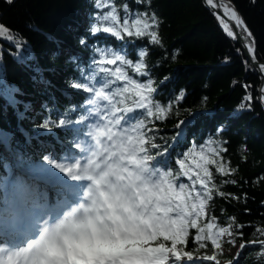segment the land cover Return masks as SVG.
Returning a JSON list of instances; mask_svg holds the SVG:
<instances>
[{"label": "trees", "instance_id": "trees-1", "mask_svg": "<svg viewBox=\"0 0 264 264\" xmlns=\"http://www.w3.org/2000/svg\"><path fill=\"white\" fill-rule=\"evenodd\" d=\"M231 2L252 33L257 59L264 62V0ZM114 3L120 15H124V3L132 11L145 8L135 0H114ZM150 10L155 11L161 21L158 31L162 46H149L145 63L154 87L158 89L155 100L165 106L170 103L172 107L165 120L153 124H150L147 110L131 112L134 120L143 124L146 153L161 166L166 180L180 185L179 194H174L167 186L163 193L172 205L178 204L188 215L186 220L170 218L166 229L157 227L151 242L165 245L169 236L175 237L174 225L183 223L191 227L194 220L205 229V234H209L199 216L201 199L207 200V196L203 195L204 190L199 189V185H196L197 194L193 187L195 178L183 177V170L176 160L183 158V151L193 143L199 145L209 136L227 142L224 160L230 167L237 168L232 175L222 177L212 167L215 182L218 185L225 179L238 182L220 188L226 194L224 197L214 194L209 212L223 226L231 222V217L246 225L242 229V238H237L233 229V238L240 244L264 239V236L254 235L257 227H264V179H260L264 177V108L259 102V75L254 70H247L252 66L241 51L238 53L239 46L224 34L202 0H152ZM96 11L95 0H13L11 4L0 0V24L14 36L12 41L0 38V131L9 137L10 146L25 166L42 160L52 163L79 150L78 136L84 131L86 114L92 105L80 114V106L89 94L70 87L80 76L70 57L75 56L77 63L88 66L94 54L92 46H112L113 49L121 46L125 54L135 60L138 50L148 45L146 38L132 43L127 39L118 41L103 32L92 36L90 26L95 22ZM82 37L86 38V45L80 44ZM17 43L20 48L16 47ZM21 52L31 58L23 59L18 55ZM37 69L42 70L47 84L40 82L41 72ZM112 79L115 87L122 86V82ZM243 85H251V107L249 102L243 101L248 91ZM110 95L118 108L131 107L136 102L121 95L118 89H113ZM242 102L245 103L243 109L239 107ZM73 106H77L76 114L71 118L82 121L78 133L53 128L50 134L38 135L40 125L46 119L58 120L60 113ZM184 120L191 123L176 129L179 121ZM217 129H222L218 136ZM178 132L181 135L173 140ZM69 136L71 143H67ZM47 155H52L50 161ZM10 157L0 141V181L11 170ZM181 195L184 199H177ZM194 235L195 230H190V236ZM219 241L223 247L228 246L225 239ZM186 247L193 250L198 245L189 239ZM259 251V245L249 244L236 264H264V257L257 258ZM213 254H217L218 264L231 258L217 246L213 249L210 242L206 249L194 251L196 256ZM217 261H199L198 264H217Z\"/></svg>", "mask_w": 264, "mask_h": 264}, {"label": "snow or ice", "instance_id": "snow-or-ice-1", "mask_svg": "<svg viewBox=\"0 0 264 264\" xmlns=\"http://www.w3.org/2000/svg\"><path fill=\"white\" fill-rule=\"evenodd\" d=\"M7 2L11 4L13 0H7ZM135 3L144 5V10L132 11L129 5L124 3L122 5L124 15H120V10H118L114 0H95V8L97 11L93 16L95 22L90 26V33L92 36H96L103 32L116 38L118 41L123 42L127 39L132 43L137 39L146 38L148 45L138 50L135 60L123 54L120 50L113 49L112 46L99 45L92 46L94 54L90 57L88 66H82L77 63V57H70V60L76 65V70L80 73V76L71 82L70 87L89 94L84 104L80 106L81 115H83L86 108L96 103V100L92 99V97L100 94L98 90L101 89V87L104 93H110L113 92V89H118L121 95L129 96L133 100L139 101L140 106L133 109V112L139 111L143 113L147 110L148 116L150 117V124L165 120L171 112L172 106L170 103L165 106L161 102L155 100L154 94L158 89L154 87V80L150 78V72L145 63V58L149 55V46H162V38L158 31L161 21L158 19L157 13L150 10L152 0H135ZM207 5L213 9L222 8L223 17H227L228 20L233 22L235 30L231 24L227 23L225 19L219 15V13H215L226 35L233 40L243 41L242 48L249 54V58L253 65V67H249L247 70H254V68L258 66L259 72L264 73V63L256 64L257 57L255 55V42L252 39V33L235 7L231 5V0H228V3L220 4H214L213 0H207ZM0 38L8 41L14 39L9 29L3 24H0ZM86 43V38L82 37L80 44L86 45ZM16 47L20 48L21 45L17 43ZM237 51L239 53L241 49H237ZM18 55L22 56L25 60L31 58L30 55H24L23 52L18 53ZM245 63L247 64V61H245ZM37 71L41 72L40 82L47 84L48 81L43 79L42 70L37 69ZM113 77L115 81L122 82L121 87L114 86ZM92 82L98 84L99 87H94ZM243 87L248 89L247 94L243 97V101L249 102L248 106L251 107L250 102L253 100L251 85H243ZM259 102L264 104V86L260 89ZM45 107L47 106L45 105ZM76 107L77 106H73L67 112L60 113L58 120L46 119L40 125L41 131L38 132V135L50 134L53 128L64 129L70 133H78V125L82 123V121L73 120L71 118V116L76 114ZM239 107L243 109L245 103L242 102ZM189 123H191V121H179L175 127L176 129H181ZM152 131L154 132L155 129L153 128ZM221 131L222 129H217L216 135L218 136ZM180 135L181 133L178 132L177 137H173V140L177 139ZM56 138L58 139V137ZM67 143H71L70 136ZM226 143V141L209 136L199 145L193 143L187 150L183 151V158L176 159L179 162V167L183 170V177H187L189 180L194 177L195 183L193 187L197 189L196 185H199V189L204 190L203 195L207 196V200L201 199L199 216L203 218L209 230V234H205V229L200 227L196 220L192 222L191 227L183 223L174 225L172 231L175 233V237L172 238L169 236L167 243L153 251L152 255L149 257L154 264H194V262L198 264L199 261H217V254L194 255V251L206 249L207 242H210L212 248L216 249L217 245L213 236L210 234L211 232L217 230L223 232L226 230L231 234L235 228L237 238L243 237L242 229L246 225L237 223L235 218L231 217L229 218L231 222L227 223V226H223L218 222V218L209 212L210 202L214 199V194L224 197L226 194L221 191L220 188L224 184L230 183L236 185L238 183L235 179H225L222 181L221 185L215 182L212 167H214L215 173L222 177H228L237 171V168L230 167L229 162L224 160L223 154L228 150L225 146ZM47 158L50 161L52 155H47ZM187 161L191 162L187 163ZM31 167L37 173H48L54 176L56 174L54 169L58 168L59 165L46 163L42 160L32 164ZM260 179H264V177H260ZM199 189H197V194H199ZM232 198L237 200L240 199L239 197ZM177 199H184V197L181 195L178 196ZM246 199L247 197L245 196V200ZM205 217H207V222H205ZM190 230H195L194 236H190ZM257 234L259 236H264V227H257L254 235ZM189 239H192L194 243L198 245V248L187 250L186 246ZM249 244L259 245L260 251L257 252V258L264 257V239H253L249 242H245L241 246L240 251L248 247ZM233 246H235L234 242ZM9 259L10 261L12 260L11 257Z\"/></svg>", "mask_w": 264, "mask_h": 264}, {"label": "rangeland", "instance_id": "rangeland-1", "mask_svg": "<svg viewBox=\"0 0 264 264\" xmlns=\"http://www.w3.org/2000/svg\"><path fill=\"white\" fill-rule=\"evenodd\" d=\"M84 14L87 15L85 12ZM99 93L100 94L98 96L96 95V106L97 103L105 102L109 104L108 107H110V112L108 111L105 113L102 108H100L98 112H90L91 120L93 122L90 126L88 125V130L85 135V149L89 150V147L96 149L99 148L102 149L100 150L102 154L110 156L107 159L101 158V160L104 162L107 161L108 169L113 171L115 176L119 178V183L121 184L120 188L122 189L121 194L123 196H128L131 200L133 197L135 199V203L130 205L137 209L142 206V208L145 209V212L148 213V210L152 209L156 202V197L150 194L160 193V189L164 186V181L160 173L161 170L156 172L155 164L153 162L154 160H152L142 148L143 141L138 136H141L140 134L142 133L143 125L140 121H132L133 117L129 109L125 107L115 108L112 101L113 98L111 99L108 97L107 93H104L103 90ZM137 106L139 107L140 104ZM16 165L15 174L18 177L23 176L24 174H31L34 171L31 166L25 167L20 162ZM78 167L79 164L77 159L75 162H68L66 165H62L60 169L63 171L65 176L70 169L76 171ZM129 172L133 173V177L130 180H127L126 176ZM169 183L171 188H173V182L169 181ZM145 201H147L146 204ZM19 204L22 208L28 207V205L22 204L21 202L19 203L16 200L13 210L19 209ZM166 206L168 208L166 216L159 209H157L154 213V220H145L141 217V225L143 226L139 225L140 227H133V229H131L132 231L130 233L128 232L123 238L126 243H129V240L134 236V233H136L137 237L140 236L143 240V243L140 246L142 248L145 247L147 250V252L143 253L145 258H149L152 255V252L160 247L151 246L148 243V240L153 235L156 224H160L165 227L168 223L169 217L172 215L171 206L168 201L166 202ZM126 213L128 214V219H136V215L129 212ZM173 214H176L182 219L187 218L185 211L179 213L174 211ZM162 217L163 219H161ZM122 233L123 231L120 232V234ZM211 235L213 236L215 243H217L219 250L223 253L230 254L231 258L236 256L239 251L240 244L233 238V232L229 234L226 230L223 232L217 230L215 232H211ZM222 239H225L228 243L227 247H223L222 244L219 243V240ZM233 242L235 246H233ZM136 248L137 246L135 245L131 246L132 250H135ZM129 257L133 261L141 264L147 263L146 261L142 262V260H138L139 258L135 254H130Z\"/></svg>", "mask_w": 264, "mask_h": 264}, {"label": "clouds", "instance_id": "clouds-1", "mask_svg": "<svg viewBox=\"0 0 264 264\" xmlns=\"http://www.w3.org/2000/svg\"><path fill=\"white\" fill-rule=\"evenodd\" d=\"M0 193L9 199L14 198L22 204L34 207L38 212L49 211L47 205L41 202L43 194L35 185L22 178L10 187L0 185ZM150 195L156 197L154 207L148 210L146 216L145 209L141 208L135 214L136 223H140V217L154 220L157 209L166 216L167 195L164 193ZM126 203L124 199L117 202L114 197H110L108 203L103 202V198H93L88 204H77L65 209L55 221L46 224L28 246L13 251V264L17 256L26 264H74L81 259L111 260L109 253L119 247L116 234L122 232L124 227L120 217L123 216L125 220L128 218V214L122 211ZM110 204L112 206H109Z\"/></svg>", "mask_w": 264, "mask_h": 264}, {"label": "bare ground", "instance_id": "bare-ground-1", "mask_svg": "<svg viewBox=\"0 0 264 264\" xmlns=\"http://www.w3.org/2000/svg\"><path fill=\"white\" fill-rule=\"evenodd\" d=\"M213 3H214V4L228 3V1H225V0H219L218 2H216V0H213ZM218 9L220 10L219 15H221V16L223 17V10H222V8H218ZM215 18H216V14H215ZM223 18L225 19V21H226L227 23H229V24H232V23H233L232 21L228 20L227 17H223ZM216 20H217V18H216ZM217 22L219 23L218 20H217ZM219 24H220V23H219ZM220 26H221V25H220ZM221 29L223 30L222 27H221ZM223 32H224V30H223ZM224 33H225V32H224ZM261 74H262V81H261V87H262V86H264V73H261ZM261 87H260V89H261ZM263 105H264V104H263ZM126 206H129V204L126 203ZM2 236H3V233H0V237H2ZM0 241H1V238H0ZM145 251H146V248L143 247V248H142V252H145ZM142 252H136V254H137V256H138L139 258H141L142 260H144L145 258H144V256L142 255ZM121 257H124V260H121ZM112 259L117 260L116 262H117L118 264H126V261L129 260V257H128L127 255H125V253H123V252H119V254L113 256ZM112 259H111V260H106V262H107V263L110 262V263H112V264H115V261H112Z\"/></svg>", "mask_w": 264, "mask_h": 264}, {"label": "water", "instance_id": "water-1", "mask_svg": "<svg viewBox=\"0 0 264 264\" xmlns=\"http://www.w3.org/2000/svg\"><path fill=\"white\" fill-rule=\"evenodd\" d=\"M219 0H216V2H218ZM225 1H228V0H225ZM202 2H203V4L206 6V8L214 15V17H215V13H219L220 12V10L218 9V8H216V9H213V8H211L210 6H208L207 5V0H202ZM231 5L232 6H234V4L231 2ZM235 7V6H234ZM236 9V8H235ZM237 11V10H236ZM218 25H219V27L221 28V26H220V24L218 23ZM232 26H233V28H234V30H235V26H234V24L232 23L231 24ZM223 31V30H222ZM225 35H226V33H224ZM227 36V35H226ZM227 37H229V36H227ZM229 38H231V37H229ZM232 39V38H231ZM233 40V39H232ZM235 43H236V45L237 46H239V48L241 49V52H242V54L244 55V57L246 58V60L250 63V65L253 67V65H252V61L250 60V58H249V54L246 52V50L245 49H243L242 48V43H243V41H241V40H233ZM260 63H264V62H262V61H259L258 59H257V62H256V64L258 65V64H260ZM254 71L259 75V78H260V84H259V88H258V92H259V96H260V87H261V81H262V74L259 72V69H258V66L257 67H255L254 68ZM262 106H263V108H264V105L262 104Z\"/></svg>", "mask_w": 264, "mask_h": 264}]
</instances>
